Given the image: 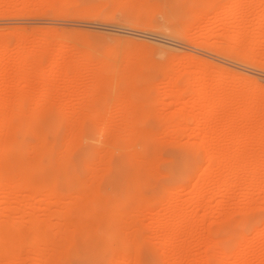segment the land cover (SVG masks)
Masks as SVG:
<instances>
[{
    "label": "rangeland",
    "instance_id": "1",
    "mask_svg": "<svg viewBox=\"0 0 264 264\" xmlns=\"http://www.w3.org/2000/svg\"><path fill=\"white\" fill-rule=\"evenodd\" d=\"M0 42L6 49L0 59V101L22 86L16 68L22 55L44 45L51 51L31 77L27 91L32 97L22 110L26 125L15 131L0 123V140L13 146L10 176L21 172L39 188L54 186L60 197L53 203L25 190L17 202L15 194L0 190L2 223L12 219V231L18 227L25 241L31 236V219L42 221L48 233L45 243L22 242L15 264H264V161L251 159L264 140L257 139L261 145L256 146L253 134L251 141L226 134L221 142L226 153L244 148L250 157L242 169L233 164L227 170L223 162L207 163L197 145L200 130L194 119L179 129L166 122L181 106L191 109L195 98L186 93L180 105L169 93L181 89L186 79H201L217 100L235 97L227 105L229 115L252 99L258 109L249 114L251 123L264 127V0H241L239 8L234 0H0ZM61 53L72 63L89 53L92 63L101 59L113 64L116 75L145 65L142 78L155 85V92L143 103L153 114L130 134L114 110V88L106 103L96 105L108 108L103 116L94 117L93 109L74 116L93 79L85 67L67 77L58 70L50 73L52 59ZM40 73L53 77V97L43 107L48 114L30 120L26 117L39 96ZM64 108L66 117H61L58 112ZM18 119H10V125H19ZM201 125L206 129L207 119ZM104 127L107 133L101 132ZM223 175L228 176V190L220 189ZM96 195L101 198L95 200ZM81 206L94 213L83 216L76 210ZM112 209L119 221L105 215ZM21 211L26 212L24 221ZM83 220L93 230L76 231L74 222ZM4 243L5 238L0 246ZM59 250L67 254L60 257ZM128 252L131 261L121 263L120 254ZM9 261L4 258L0 264Z\"/></svg>",
    "mask_w": 264,
    "mask_h": 264
},
{
    "label": "bare ground",
    "instance_id": "2",
    "mask_svg": "<svg viewBox=\"0 0 264 264\" xmlns=\"http://www.w3.org/2000/svg\"><path fill=\"white\" fill-rule=\"evenodd\" d=\"M211 1H213V0H211ZM234 4L237 8H239L241 6V0H234ZM2 44H4V43H2ZM1 47H3V46H1ZM5 50L6 49L4 47L2 49H0V59H2V57L4 56V53L6 52ZM50 52L51 51H50L49 46L44 45V47H41V48L38 46L37 50H33L24 56L22 55V57L20 58V63L17 65L16 68H17V75L19 77L18 79L22 81V86L15 93H11L9 95V97L7 95L2 96L1 101H0V123L3 126L5 125L4 126L5 130L13 129L15 131H18V130L22 129V124L26 125V121H28V120H22V117H24V115H25L22 110H23L24 105L27 102H29L31 97H32V95L30 94L29 91H27V89L31 88V85H32L31 77H32L33 73L38 72V70H40L42 63H44V61L48 60V58L50 56ZM90 55H89V53H85L82 55L81 60H79L78 62L72 63L66 54L61 53L60 55H58L57 57L52 59V62H51L50 68H49V72L53 73L55 70H58L65 77H67L69 74H75L82 67H85L87 73L90 72L92 79H93V85L90 88V90L85 94V96H84L85 101H84V103H82V106L80 107L79 111L75 112L74 116L81 115L84 111H86V110L88 111L90 109H93L94 117L103 116L107 112L108 108L103 107V106H102V108H97L96 105L99 103H101V104L106 103L108 100V93H110L115 88L118 101H117V105L115 106L114 110L118 114H120V118L124 119L127 122L128 127H125V128L130 129L129 131L127 129V131L130 134H133V132H135V130H137L136 123L144 121L146 118H148L149 116H151L153 114L151 107L146 106L143 103L144 99L146 97H148L152 92H155V85L152 86V84H149L147 81H145L143 79L144 77L142 78L141 72H142V69L145 67V65L136 64L135 66H131L128 69H126V71H124V73L116 75L117 71L114 70L115 68L113 69V67H112L113 64H110L109 62H106V61L101 60V59L96 60L95 61L96 63L95 62L92 63ZM136 63H137V61H136ZM3 70H4L3 67L0 65V71L2 72ZM37 77H38L37 81L39 84L37 92L39 93V96L37 99H35V108H33L29 112L28 117H26V118H29L30 120L40 119L47 113V110H45L43 107L45 104H47L49 99L51 97H53V91H54V86H55L53 77L49 78L44 73H40ZM170 81H171V79H170ZM172 81H174V83H175L176 79H172ZM172 81H171V83H172ZM207 88L205 87V85H203L201 83V79H200V83H199V81L198 82L196 80L194 81V79H193V81L186 79L184 81V85L181 89L177 90V88H176L177 91H171L168 96H170L175 103H178L180 105H184V104H182V102H183L182 96L186 93L194 94L195 98L193 100L191 109L186 110L185 107L181 106L178 109V111H176L172 116H170L167 119L166 122H167V124L171 125L172 127L179 129L180 124L186 123V122L190 121L191 119H194L196 127L200 130V132L198 134L197 145L200 149H203L205 151L207 163L210 165H213V164L217 165V164H220L221 162H223L224 164H226L225 166H226L227 170H229L231 167H233V164H237L239 169H240V167L242 169L243 166H246L245 164L248 162V159H250L249 155L247 154V151L244 148L243 149L235 148L233 152H231V153L228 152L229 153L228 154V153H226L227 152L225 150L226 148L223 146V144L221 142L226 137V134H234L235 136H238L241 139L245 138L247 141H251L253 138H255L254 142L258 141V140H264V127L253 126L254 124L251 123L252 119L249 117L250 113L255 114V112L258 109V105H257V103H254V101L252 99H250L249 101H247V103H245V105L242 109H240V107H239V109H240L239 111L235 110L238 113L232 114V115H237V116H235V118H233L232 115L230 114L231 115L230 116L226 111H228L227 109L230 106L229 105L227 107V105L230 104L231 99L233 100V99H235V97L234 96L231 97L230 102H227L228 100L224 101L225 100L224 98H222L224 100H217L215 98V96H216L215 93L212 92L211 90H208ZM217 91H219V90H217ZM157 92H159V91H157ZM111 98H113V97L111 96ZM14 100H16V103L13 104L15 107L14 111H12V113H9L8 107L10 105H12ZM148 100L149 99H147V102H148ZM109 101H112V99ZM233 102H234V100H233ZM109 104H111V102ZM91 107H93V108H91ZM205 108H207V111H205ZM47 109H48V111L53 110V108L52 109L47 108ZM126 109H127V112L125 111ZM122 110L126 112L125 113L126 115L122 114V112H121ZM194 110L198 111L197 115L193 112ZM218 110H219V112L220 111H222V112H220V114H219ZM58 113L61 117H66L65 108H64V110L59 111ZM229 113H230V111H229ZM7 117H8V119H7ZM14 118L15 119L19 118L18 119L19 125H15V127L13 125H10V123H9V120L14 119ZM259 118H260V116H259ZM206 119L208 121V125H207V128L203 130V128L201 129V126H202L201 122L204 120L206 121ZM238 120H239V122H238ZM246 122H249V127L247 125V127H248L247 130L244 129L246 126ZM262 122H263V120H262ZM218 124L219 125L221 124L222 127L220 126L218 128ZM108 131H109V128L104 127L101 132L107 133ZM252 134L254 136L253 138H252V136L248 137ZM206 136L209 137V139H210L209 141H205ZM74 139H75V137H74ZM120 141L121 140H119V142ZM237 141H238L237 143L241 144L243 140H237ZM260 142L261 141H258L256 146H258V144ZM76 143H77V141H76ZM121 145H123V144H121ZM260 145H261V143H260ZM262 145L263 146L259 147L258 153L253 154L252 158H251L257 164L262 163V161H264V144L262 143ZM12 147L13 146L11 145L10 141L2 142V140H0V190H2L4 194H6V192L7 193L10 192L12 194H15V196H17V199L15 198L16 199L15 201H17V202L20 201V199L22 198L21 193H22V191L24 192L25 190L26 191L29 190L31 192L32 196H34V197H35V195H40V196L48 199L47 200L48 202L54 203V202L60 201V197L54 194V192H55L54 186L50 185L48 187L39 188L38 186H36L35 184L30 182L31 180L28 178V176L27 177H25L26 175L22 176L21 172H17L14 175L10 176L8 166H9V155H10L9 153H10V150L12 149ZM64 147L66 148V147H68V145L66 144V146H64ZM43 148H44V146H43ZM40 151H38V153H40ZM64 156H66V155H64ZM55 162L57 163V161H55ZM29 163H30V161H29ZM257 164H256V166H258ZM26 165H28V164H26ZM28 167H29V165H28ZM59 167H60V164H59ZM24 169L25 168H23L22 170H24ZM40 169L42 170V168H40ZM25 170L31 171V168L29 170H27V167H26ZM16 171H18V169H16ZM256 173L257 172L254 171L249 177L252 179V183L254 180L253 178L257 177ZM204 174H206V172ZM226 174H228V173H226ZM206 176H207V174H206ZM228 176H229V174H228ZM228 176H226V175L222 176L223 180L220 182L221 185L218 183L219 186L221 187L220 188L218 186L220 189L228 190V188L230 186V184H229L230 182L228 183L229 179H227ZM204 178L205 177L203 176V179ZM131 181H132V179H131ZM250 185H251V181L249 183V186ZM79 189H80L79 190V192H80L82 189L81 188H79ZM194 191H195V189H194ZM81 193L82 192H80L79 194L82 197L83 194H81ZM16 194H18V195H16ZM79 194H78V196H79ZM87 194L88 193H86V195ZM87 196H88V198L85 196L87 198V200H90L91 199L90 194H88ZM197 196L198 195H196V197ZM93 197H95V196H93ZM96 198L97 199H95V200H99V198H101V196L97 197V195H96ZM74 199H75V196H74ZM92 199H94V198H92ZM90 202L92 203V201H90ZM8 206H10V205H8ZM5 209H8V208L6 207ZM113 209L107 211L105 214V215H108L110 217V219H115L117 217V215L120 216L119 213H116V211ZM9 210H12V208L9 207ZM76 210L79 211L82 215H83V213H88V214L94 213V210L89 208L88 206H81V207H78ZM8 213H10V212H8ZM20 213H22V211ZM25 213H22V215ZM81 214H80V216H81ZM8 217H10V216H8ZM23 217H25V216L24 215L21 216V221H24V220H22ZM96 217H98V216H96ZM118 218H120V217H118ZM116 220H118V219L116 218ZM83 221H84V223H83ZM83 221H80V223H79V221L74 222L75 224L73 227L76 229V231L77 230L79 231L81 229H85L86 231H88V230L92 229V228H90V225L88 222H86V220H83ZM29 223H30L29 228H30L31 236L29 235L30 238L25 241V240H22L24 238V237H22V233L18 232L19 230H16L18 227L12 231V227H13L12 226V224H13L12 219H11V221L8 220L7 222H3V223L0 221V233L5 235V236L2 235L3 236L2 237L0 234L1 243L4 241V238L6 239V243H4V244H2V246H0V261H3L4 258H9V260H10L9 264H15L18 261V259L20 258L19 256H20V252H21L22 242L23 243L25 242V244H26V242L29 241V244L31 245L37 241H40V243H42V242L45 243L47 241V239H49L47 237L48 233L46 235V232L44 231L42 221L37 220V219H31L29 221ZM87 223H88V226H87ZM86 231H85V233H86ZM91 235H92V233H91ZM169 235H170L169 233L165 234L164 241L166 244L169 242V239H170ZM68 244H70V242ZM122 246H123V244H122ZM129 248H132V247L130 246ZM60 251L61 250H59L60 257H64L67 254V253L65 254V251L64 252L63 251L60 252ZM35 253L38 254V257L42 256V254L39 252H35ZM128 254H129V252H128ZM109 255H110V253H109ZM119 259H120L121 263L131 261L130 254H129V256L124 255V254H122V255L120 254ZM211 260L215 261V258L212 257Z\"/></svg>",
    "mask_w": 264,
    "mask_h": 264
}]
</instances>
